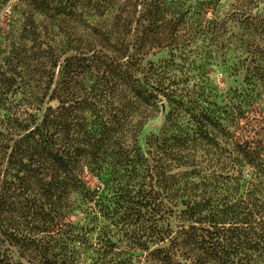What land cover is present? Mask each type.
<instances>
[{
    "label": "trees",
    "instance_id": "16d2710c",
    "mask_svg": "<svg viewBox=\"0 0 264 264\" xmlns=\"http://www.w3.org/2000/svg\"><path fill=\"white\" fill-rule=\"evenodd\" d=\"M22 1L46 81L13 113L0 102V264H16L5 243L28 264H86L118 244L156 246L149 264H264V0ZM38 16L62 38L38 41ZM192 54H230L243 87L218 103L202 71L189 89Z\"/></svg>",
    "mask_w": 264,
    "mask_h": 264
},
{
    "label": "rangeland",
    "instance_id": "374dc122",
    "mask_svg": "<svg viewBox=\"0 0 264 264\" xmlns=\"http://www.w3.org/2000/svg\"><path fill=\"white\" fill-rule=\"evenodd\" d=\"M108 2V1H107ZM103 6H107L106 2ZM264 5H261V8ZM28 7L26 3L22 0H0V74L5 72V77L9 78L11 86L8 93L0 99V102L4 103L5 107L8 108L10 113L14 110L19 109L24 103L30 100L29 92L33 86L40 88L46 81L45 74L42 75L43 82L38 79L39 74L32 72L34 68L29 57L35 52L33 46L34 42L31 41V36L29 31L31 28L26 25L25 18L27 17ZM43 17H37L36 20H43ZM45 28L43 26L39 27V39L38 41L44 42L43 44H53L51 43V38L54 42H57L59 38H62L61 31L53 26L48 19H44ZM51 24V25H50ZM76 26V25H75ZM50 28H52V33H50ZM67 29V28H66ZM73 29L72 27L67 30ZM29 32V33H28ZM199 47L207 46V42H199ZM45 48L42 45L41 50ZM226 56V61L223 62L221 58L215 60H207L201 56L195 54L191 55L194 59L195 65L186 66L188 71L186 74L190 78L189 89L197 91L198 87L191 88L194 81L197 82L198 76L202 71L207 73L210 78V83L213 84L214 88L217 89L219 97L222 95L225 97L226 93L230 89L243 87V77L241 71L235 70L232 65L234 61L233 57ZM168 50H162L154 56H150L149 60L151 62L157 63L159 60L168 59ZM232 58V59H231ZM22 64V65H21ZM235 64V63H233ZM32 66V67H30ZM40 65L36 67V71H39ZM41 70V69H40ZM40 72V71H39ZM198 75V76H197ZM4 77V78H5ZM194 79V81H192ZM8 82V81H7ZM5 84V83H4ZM2 85V84H1ZM215 98L216 102H221V98ZM161 100V106L159 113L155 117L149 119L145 124L140 136L139 144L144 148L145 139L152 133H156L163 123L164 114L166 112V102L164 98H159ZM225 99V98H224ZM225 102V101H224ZM221 104V103H220ZM50 105L54 106L55 103L51 102ZM45 104L42 111L38 114L40 117L44 111ZM9 113V115H10ZM4 115H8L6 111H0V126L5 124ZM85 181L91 187L96 185V180L88 173L85 174ZM21 208V209H20ZM22 204L17 205L15 215L13 214L15 220L18 222L19 230H26V216L23 213L26 209H22ZM80 214L78 215L79 218ZM82 217V215L80 216ZM73 219H76L74 216ZM84 221V220H83ZM165 223H169L172 228L176 226V221L173 217L168 218ZM81 224H84L81 222ZM95 237V234H92ZM156 246L150 245L148 251H144L142 247L132 248L131 246H125L118 244V249H112L111 251L103 252V250H97L98 254L94 251L92 253L90 250L84 252L91 256L90 259L86 260V264H149L146 261L147 255L150 251L154 250ZM5 249L8 250V256L16 264H28L25 259H20L18 256V249L12 246H8L7 243L4 244Z\"/></svg>",
    "mask_w": 264,
    "mask_h": 264
}]
</instances>
